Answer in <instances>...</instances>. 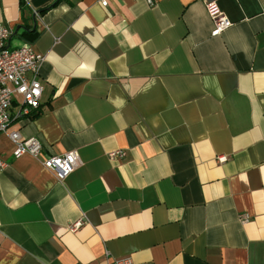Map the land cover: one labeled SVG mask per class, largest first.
<instances>
[{"label": "crops", "instance_id": "crops-1", "mask_svg": "<svg viewBox=\"0 0 264 264\" xmlns=\"http://www.w3.org/2000/svg\"><path fill=\"white\" fill-rule=\"evenodd\" d=\"M102 1L0 0L45 56L39 116L18 98L0 134V264H264V0ZM11 131L81 165L59 182Z\"/></svg>", "mask_w": 264, "mask_h": 264}, {"label": "built area", "instance_id": "built-area-1", "mask_svg": "<svg viewBox=\"0 0 264 264\" xmlns=\"http://www.w3.org/2000/svg\"><path fill=\"white\" fill-rule=\"evenodd\" d=\"M149 7L157 5L158 0H145ZM107 6V1H102ZM206 11L213 21V36H219L232 27V22L216 1L206 3ZM15 31L8 25L0 23V134L7 133L13 121L12 110L17 99L19 112L16 118L31 119L39 110L43 94V86L39 80L40 66L45 56L37 53L32 45L23 43L19 47L10 45ZM15 147L13 157L19 159L24 155H30L41 159L43 166L56 174L59 182L65 181L81 165L78 151L73 150L60 155L46 156L43 146L36 137L23 138L19 131L9 132ZM125 152L117 150L109 153L111 160L122 159ZM220 163L226 161L225 157L218 159ZM7 165L5 158L0 156V175ZM240 221L246 224L248 215H241ZM83 225V221L72 224L71 230L77 231ZM107 264H136L131 257L110 259Z\"/></svg>", "mask_w": 264, "mask_h": 264}, {"label": "trees", "instance_id": "trees-1", "mask_svg": "<svg viewBox=\"0 0 264 264\" xmlns=\"http://www.w3.org/2000/svg\"><path fill=\"white\" fill-rule=\"evenodd\" d=\"M26 34V33H25ZM28 34V33H27ZM39 116V114H34L32 117H31V119H35L36 117H38Z\"/></svg>", "mask_w": 264, "mask_h": 264}]
</instances>
